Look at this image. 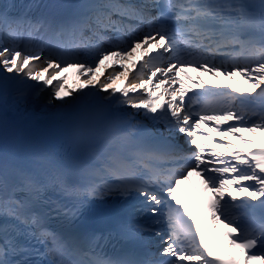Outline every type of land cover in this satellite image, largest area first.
Listing matches in <instances>:
<instances>
[{
  "label": "snow or ice",
  "instance_id": "1",
  "mask_svg": "<svg viewBox=\"0 0 264 264\" xmlns=\"http://www.w3.org/2000/svg\"><path fill=\"white\" fill-rule=\"evenodd\" d=\"M32 7L26 5L15 14L16 5L11 9L0 5V32L15 40L26 31L34 40L43 30L55 37L56 47L44 56V46L22 49L0 40V72L13 74L5 79L37 82L28 85L36 95L51 84L52 96L64 100L61 93L69 90L63 84L67 76L61 73L74 69L77 75H86L85 84H91V76L105 61H124L137 49L142 57L130 76L121 63L124 71L114 68L98 85L104 90L111 87L104 98L110 104L129 106L134 112L112 118L107 112L101 117L82 111L71 118L70 151L56 155L36 144L26 146L11 162L0 157V264H264V143L247 153L228 152L234 163L207 149L197 135L201 123L211 121H223L227 125L223 131L247 145L253 141L238 133H264V0H145L140 4L81 0L63 20L33 19L28 15ZM189 68L228 80L240 77L250 90L214 91L200 81L197 87L202 91L187 96L189 90L183 88L179 73ZM120 76L125 78L124 86H111ZM149 85L153 90L157 85L163 88L165 99L159 111L154 101L161 97L153 96ZM134 115H143L152 127L133 123ZM213 130L221 131L218 126ZM177 134L195 150L185 152L176 142ZM94 141L96 149L82 150ZM5 148L0 145V151ZM193 174L210 193L196 210L191 206L194 201L182 203L177 195ZM100 175L114 177L115 182H100L96 179ZM226 185L247 195L226 197ZM50 187L74 200L71 209L59 205L51 209L69 219L94 200L112 195L135 200L148 221L121 226V231L131 239L142 233L160 238L162 247L155 255L168 259L156 260L136 251L111 257L97 251L99 236L93 235L85 250L74 238L49 229L48 214L37 211V204ZM205 221L213 229L223 225L224 238L209 237ZM37 245L46 252L41 253ZM226 248L238 249L241 255H231ZM48 252L56 259L36 258Z\"/></svg>",
  "mask_w": 264,
  "mask_h": 264
},
{
  "label": "bare ground",
  "instance_id": "2",
  "mask_svg": "<svg viewBox=\"0 0 264 264\" xmlns=\"http://www.w3.org/2000/svg\"><path fill=\"white\" fill-rule=\"evenodd\" d=\"M123 1V0H122ZM131 0H129L130 2ZM6 37H9L8 35ZM22 36L20 38H24ZM5 38V36H2ZM11 38V37H9ZM4 41V39H1ZM5 43V42H4ZM19 43H21L19 41ZM7 46H11L13 43H5ZM19 45V44H18ZM142 57V52L140 49H137L136 52L124 61L114 62L112 60L105 61L104 64L101 66V69L96 72L95 75L91 76V80L93 83L85 84V79L87 78L86 75H77L74 69H69L66 72L61 73V75L67 76V79L63 81L65 88L69 90V92L62 91L61 95L64 97V100H71L75 95L82 94L86 95L88 100L93 98L100 99L102 102L106 103L105 107L103 108V112H107L109 110H113L116 113H127V112H134L135 110L129 106H116L114 104H110L108 100L104 98L109 96L111 92V87L108 90H104L99 88V81L104 80L106 75L110 73L114 68L117 71H124L120 67L122 63L124 68L128 69L129 76L131 73L136 71V68L133 67L134 64L138 65ZM81 59H83V54H81ZM13 74L11 73H4L0 72V102L8 105L9 108L14 111L18 112L22 115H30L35 114L39 117H44L45 115H53L58 113L64 105V100H56L51 94V84L43 86V91L39 93V95L35 94L33 89H30L28 85L37 83L31 80H27L26 83H22L20 79L12 80V79H5V77H11ZM159 75V74H158ZM22 76V74H20ZM179 79L183 81V88L189 90L187 92V96H191L193 93L201 92L202 89L197 87V84L200 81H203L206 88L217 90L227 89L231 91L232 89H243L245 88L246 91L250 90V86L245 84L244 81L240 77H234L231 80L226 79L223 75L213 76L209 73L205 72H197L193 69L184 70L179 73ZM57 81L54 79L52 83H56ZM125 78L123 76L117 77L113 82V87L122 88L125 84ZM219 86V88L217 87ZM174 87H180V85H174ZM149 89L152 90L153 96L160 95V100L154 101V104L157 105L159 111V105L163 103L165 96L163 93V88L157 85L155 89H152V86L149 85ZM143 89H137V93H142ZM25 94L23 98H21V94ZM48 93V94H47ZM44 94V95H43ZM46 94V95H45ZM136 93H129V95H135ZM119 95V93H117ZM187 96L185 98H187ZM43 98V99H42ZM51 100V103H49ZM144 109H140L142 113ZM101 113V111H100ZM133 123H141L143 125H147L152 127L151 122L148 121L143 115H134L132 117ZM229 124L234 123V121H229ZM213 126H218L221 131H214ZM227 125L223 121H211L207 124L201 123L200 129L197 130V135L202 144L206 146L207 149H215L217 152L221 153L228 159H232L235 163L236 161L234 158L227 157L228 152H236L237 150H244L246 151L251 147L255 146L260 142H264V133L256 132V133H248V132H240L238 135L244 136L246 139L252 140V145H247L241 143V141L235 135L228 134L226 131ZM162 131V126H161ZM179 135L183 141L186 140L181 134ZM221 143L229 144L231 147L225 148L221 146ZM195 174L190 176L187 181L183 182L177 190L178 197L181 196L183 192L192 188V181ZM244 183H255V181H245ZM203 185V184H202ZM224 195L227 197L229 193L231 195L236 196L238 199L243 198L247 195V193H240L236 191V189L232 186L226 185L224 188ZM116 204L125 203V205L132 206V214L140 212V205L136 203L133 199H124L121 197ZM106 199V198H104ZM147 218L145 215L140 214L137 219H144ZM148 219V218H147ZM146 219V220H147ZM146 221H142L141 225L146 224ZM129 225V224H126ZM221 224H218L216 229L221 230ZM158 237L153 236L150 233H142L139 236V240L144 241L146 243L155 244L157 245ZM154 249V248H153ZM168 259L167 257H159L158 260H165Z\"/></svg>",
  "mask_w": 264,
  "mask_h": 264
},
{
  "label": "rangeland",
  "instance_id": "3",
  "mask_svg": "<svg viewBox=\"0 0 264 264\" xmlns=\"http://www.w3.org/2000/svg\"><path fill=\"white\" fill-rule=\"evenodd\" d=\"M48 94V93H47ZM44 95V94H43ZM46 95V94H45ZM43 99V98H42Z\"/></svg>",
  "mask_w": 264,
  "mask_h": 264
}]
</instances>
